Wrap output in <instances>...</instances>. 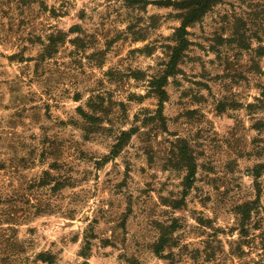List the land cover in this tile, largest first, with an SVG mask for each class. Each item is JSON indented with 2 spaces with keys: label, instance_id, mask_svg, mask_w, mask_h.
Masks as SVG:
<instances>
[{
  "label": "rangeland",
  "instance_id": "1",
  "mask_svg": "<svg viewBox=\"0 0 264 264\" xmlns=\"http://www.w3.org/2000/svg\"><path fill=\"white\" fill-rule=\"evenodd\" d=\"M177 1L0 0V264H264V0H220L172 71Z\"/></svg>",
  "mask_w": 264,
  "mask_h": 264
},
{
  "label": "trees",
  "instance_id": "2",
  "mask_svg": "<svg viewBox=\"0 0 264 264\" xmlns=\"http://www.w3.org/2000/svg\"><path fill=\"white\" fill-rule=\"evenodd\" d=\"M220 0H181L177 2H173L171 5H174L175 8H178L182 10L181 14V25L180 27L177 28L175 32V38H176V47L174 48L173 54L168 61L166 67L167 70L171 69L172 71L175 70L177 60L179 58V53L186 47L187 45V27L195 22L199 17L204 15L210 8H212L215 4H217ZM166 72V71H165ZM167 76V72L162 75V77L156 81V84L152 85V89L154 93H157V95L160 97V100L162 101V98L165 96V91H164V84H161L164 81V78ZM264 98V94H263ZM161 106V103H160ZM131 132H121V134L117 137V141L114 144L111 154L108 158H113L117 156V154L120 152L122 149L124 142L127 137H129ZM181 159L185 161V165L187 167V176H185V191L190 189L193 183V176H194V170H193V162L191 157L186 153L181 155ZM264 172V163L257 164L251 169V174L255 179H259L261 176V173ZM257 189V199L252 200V201H247L244 204H241L238 206V209L241 211L244 217V221L246 220L247 215H249L248 218H250V215L254 209H257V203L259 202V190H260V185L257 183L256 186ZM173 208H178L180 207L179 202H175V204H172ZM174 225V224H173ZM171 231H166L161 233L159 240L157 243L154 245V252L161 256V257H168V256H163L162 252L165 250V248L170 247L171 245L169 244L170 241V236L173 227H170ZM244 231V230H242ZM169 258V257H168ZM169 264H175L172 261L169 262Z\"/></svg>",
  "mask_w": 264,
  "mask_h": 264
}]
</instances>
